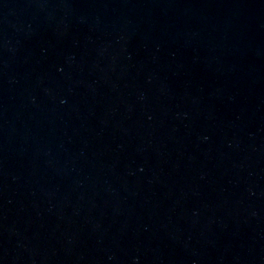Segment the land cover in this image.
Instances as JSON below:
<instances>
[{
	"label": "water",
	"instance_id": "95a60500",
	"mask_svg": "<svg viewBox=\"0 0 264 264\" xmlns=\"http://www.w3.org/2000/svg\"><path fill=\"white\" fill-rule=\"evenodd\" d=\"M0 264H264V0H0Z\"/></svg>",
	"mask_w": 264,
	"mask_h": 264
}]
</instances>
